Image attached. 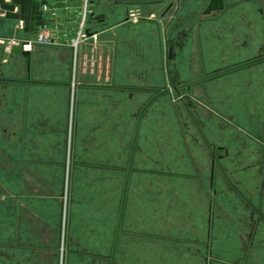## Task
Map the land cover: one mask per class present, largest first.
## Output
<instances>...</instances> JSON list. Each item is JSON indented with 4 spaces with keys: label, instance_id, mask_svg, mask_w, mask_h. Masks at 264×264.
Instances as JSON below:
<instances>
[{
    "label": "crops",
    "instance_id": "1",
    "mask_svg": "<svg viewBox=\"0 0 264 264\" xmlns=\"http://www.w3.org/2000/svg\"><path fill=\"white\" fill-rule=\"evenodd\" d=\"M261 5L264 0H0L1 41H35L40 34L53 40L34 43L29 62L14 47L6 52L0 42V165L14 162L16 169L24 166L34 175L26 181H37L42 165L58 163L51 155L59 150L64 185L73 96L76 132L81 118L87 113L91 117L92 110L107 104L118 109L125 99L136 102L143 98L146 101L133 127L123 174L112 247L127 175L128 182L114 264H264ZM130 12L137 20L130 18ZM79 31L84 37L73 47L71 41ZM222 69L225 71L210 76V70ZM190 74V79L182 80ZM179 79L182 81L175 83ZM196 85H202L204 93L210 89L224 99L219 108L205 97L202 107L217 119L210 125L206 122L205 130L189 104L185 107L200 134L197 146L210 154L209 161L193 157L191 140L182 144L192 160L196 159L194 164L206 163L209 169L204 173L202 167L195 175L183 169L169 174L177 182L170 211L164 216L160 188L150 204L145 202V189L138 190L137 198L131 192V181L145 174L131 170L141 141V121L147 108L170 95L173 86L192 89ZM50 133L64 134L62 146L44 145L43 138ZM78 139L74 146L77 156ZM11 175L0 173V231L9 229L0 232V246H9L18 257L17 252L42 247L29 238L30 229L41 223L50 232L44 221H21V212L27 210L35 216L34 202L46 203L50 195L44 185L26 193L22 182L26 175L18 170L14 178ZM151 175L156 178L161 173ZM12 181L15 184H7ZM131 199L137 203L131 205ZM4 207L13 211L14 220L9 224L3 222ZM60 209L62 216V205ZM129 212L132 218L127 219ZM34 222L38 223L35 227ZM12 227L13 235H7ZM30 256H34L28 259L30 264L38 259L35 254Z\"/></svg>",
    "mask_w": 264,
    "mask_h": 264
},
{
    "label": "rangeland",
    "instance_id": "2",
    "mask_svg": "<svg viewBox=\"0 0 264 264\" xmlns=\"http://www.w3.org/2000/svg\"><path fill=\"white\" fill-rule=\"evenodd\" d=\"M260 7H264V5ZM210 71L213 73L218 70ZM191 77L190 74L188 78L183 77L182 80ZM182 80H176L175 83ZM211 83L213 82L207 84ZM169 87L172 88V86ZM178 88L181 91L182 99L178 95L176 96L173 90L170 95L162 96L147 108L141 121V141L139 140V147L131 169L134 174L145 173L131 181L132 195L137 198L139 197L138 190L145 189L146 193L144 194L147 195L145 202L150 204L153 202L154 196L162 194L159 196L164 216L165 212L168 215L170 211L173 187L177 182L169 174L183 169L195 175L202 171V167H204V173H207L209 169V165L206 163L201 164L202 166L193 163L196 159L192 160V158H200V156L204 159L207 157L206 160L209 161L210 154L207 151L204 154L197 146L201 144L199 143L201 141L200 134L193 127V121L191 122V117L187 115L183 103L189 104L196 120L205 130L206 122L207 125H210L212 120L217 122L211 112L202 107V104L206 102L205 97H207V101L209 100V104H214L219 108L224 100L216 97V91L214 93L209 89L207 93H204L202 85H196L192 89L185 86ZM205 94L207 95L205 96ZM171 97H174L173 100ZM74 99L73 96L70 105L71 118L67 134L70 148L67 152V172L64 185L63 156L61 157L59 150L52 152L51 155V159L57 160L58 163L42 165L38 170L40 179L37 181H26L34 175L24 166L19 168V165L16 169L13 167L14 162H12L13 165H0V173L5 174L6 177H10L12 174L11 177L14 178L17 170L18 173L21 171L23 175H26L25 180L22 181L26 193L41 190L44 185L49 191L47 194L50 195L46 203L34 202L35 216L30 211L24 210L20 217L21 221H44L46 225L50 226V232L43 230L41 223L40 225L37 223V228L29 230L32 231V236L28 237L37 240V243L41 242L40 246L42 247L17 252L19 256L16 257L17 254L14 250H10L9 246H0V258L5 259V261L0 260V264H30L28 259L34 257L30 256L32 254L38 257V259L31 260L32 264H58V259L59 264H110L111 262L112 238L129 145L137 116L146 100L142 98L136 102L132 100L130 102L125 99L118 109H112L107 104L96 111L92 110L91 117L87 113V116L81 118L82 122L78 127L80 130L76 132ZM225 105H228L227 100ZM209 128L211 127L209 126ZM63 137L62 133L59 134V137L58 134L50 133L48 138H43V143L46 145L48 142V147L50 145L57 146L59 143L62 146ZM78 138H81V143L78 146L80 148H78L77 156V153L74 154V146ZM185 139L192 141L190 144L193 149L190 152L193 157L185 148L184 143L182 144ZM154 173H161V176L155 178L151 175ZM7 184L11 186L15 184V181ZM63 187L64 195H62ZM156 188H160L161 193L157 194ZM1 194L0 191V200ZM136 203L131 199V205ZM60 205L63 207L62 216ZM4 209L6 208L4 207ZM6 210L3 222L9 224L14 220L13 211L10 208ZM130 218L132 217L129 212L127 219ZM35 222L34 227L37 225ZM2 230L0 232L4 233V230L9 229L2 228ZM13 230L12 227L7 235H13ZM21 253L28 256H20Z\"/></svg>",
    "mask_w": 264,
    "mask_h": 264
},
{
    "label": "built area",
    "instance_id": "3",
    "mask_svg": "<svg viewBox=\"0 0 264 264\" xmlns=\"http://www.w3.org/2000/svg\"><path fill=\"white\" fill-rule=\"evenodd\" d=\"M129 16L132 20H137V17H138L134 12H130ZM82 37H84V34L81 33V31H79L77 37H75L71 41V45L73 47H76ZM0 42H2L4 44V49L6 50V52H9L11 50V48H13V47H21V49L24 51H30L31 48L33 47L34 43L47 44V43L53 42V40L45 37L42 34H40V36H38L35 41H31L28 39L10 38V39H7L6 41L0 40Z\"/></svg>",
    "mask_w": 264,
    "mask_h": 264
},
{
    "label": "water",
    "instance_id": "4",
    "mask_svg": "<svg viewBox=\"0 0 264 264\" xmlns=\"http://www.w3.org/2000/svg\"><path fill=\"white\" fill-rule=\"evenodd\" d=\"M13 50L17 51V52H20L24 57L27 58V60L29 62V54H30L29 51H24V50L21 49V47H14ZM173 89L176 92V94L178 95V97H180V99H182L178 88L176 86H173ZM183 105L186 107L187 104L183 103ZM133 149H134V142H133L132 149H131V157H130V163H129V166H128V174H129V171H130V168H131V159H132V155H133ZM213 154H214V152H213ZM213 174H214V157H213V163H212V167H211V177H213ZM127 182H128V175H127V180L125 182L124 192H123V196H122V201H121V206H120V211H119V217H118V223H117L115 238H114L113 247H112V256H111L110 264H113L114 254H115V250H116V246H117V238H118V234H119V227H120L122 210H123L125 194H126V189H127ZM62 195H64V190L62 191Z\"/></svg>",
    "mask_w": 264,
    "mask_h": 264
},
{
    "label": "flooded vegetation",
    "instance_id": "5",
    "mask_svg": "<svg viewBox=\"0 0 264 264\" xmlns=\"http://www.w3.org/2000/svg\"><path fill=\"white\" fill-rule=\"evenodd\" d=\"M257 59H260V57L259 58H257ZM257 59H255V61L257 60ZM251 63H253L252 61H249L248 62V64H251ZM248 64H245V65H248ZM238 66V65H237ZM233 67H236V66H233ZM223 71H225V70H218V71H215V72H213V73H211L210 74V76H213V75H217V74H219V73H222ZM214 156V154H212V157ZM215 157V156H214Z\"/></svg>",
    "mask_w": 264,
    "mask_h": 264
}]
</instances>
